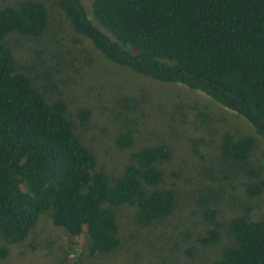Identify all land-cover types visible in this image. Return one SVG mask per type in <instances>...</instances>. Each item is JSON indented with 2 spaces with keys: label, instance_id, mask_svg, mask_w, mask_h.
<instances>
[{
  "label": "trees",
  "instance_id": "trees-1",
  "mask_svg": "<svg viewBox=\"0 0 264 264\" xmlns=\"http://www.w3.org/2000/svg\"><path fill=\"white\" fill-rule=\"evenodd\" d=\"M57 5L72 30L112 64L148 81L202 92L243 117L264 141V0H88L100 28L83 0ZM47 21V9L38 1L0 8L1 263L11 245L27 240L41 214H49L71 237L85 235L94 255L120 246L113 209L136 206L138 225L149 228L175 206L171 190L143 188L161 184L156 163L170 159L168 146L138 149L116 176L97 171L96 157L76 135L66 103L47 104L31 79L18 72L5 39L39 37ZM77 118L87 122L90 111L79 110ZM117 144L123 150L133 140L125 134ZM253 147L252 137L225 135L220 155L244 169ZM261 188L249 185L246 192L258 196ZM226 227L234 244L211 264H264L263 221L237 216ZM218 238L211 229L198 242L209 246Z\"/></svg>",
  "mask_w": 264,
  "mask_h": 264
},
{
  "label": "rangeland",
  "instance_id": "rangeland-1",
  "mask_svg": "<svg viewBox=\"0 0 264 264\" xmlns=\"http://www.w3.org/2000/svg\"><path fill=\"white\" fill-rule=\"evenodd\" d=\"M26 1L0 0V8ZM31 1L46 7L48 21L39 37L11 34L5 39L18 72L31 79L47 104L66 103L76 135L96 157L97 171L116 176L132 164L131 155L138 149L168 146L170 159L156 163L163 172L161 184L143 188L148 193L171 190L175 206L149 228L138 225L136 206L113 209L120 246L113 253L94 255L85 235L71 237L54 226L49 214H41L27 240L11 245L1 264H211L224 247L234 244L226 227L231 218L264 222V141L243 117L200 91L148 81L112 64L72 30L58 0ZM83 3L100 28L88 0ZM81 109L90 111L87 122L77 118ZM125 134L133 144L122 150L117 138ZM225 135L253 138L244 169L222 159ZM253 184L262 188L251 197L246 188ZM210 211L213 218L205 219ZM211 229L218 231V240L200 244L198 237ZM0 246H5L1 238Z\"/></svg>",
  "mask_w": 264,
  "mask_h": 264
}]
</instances>
